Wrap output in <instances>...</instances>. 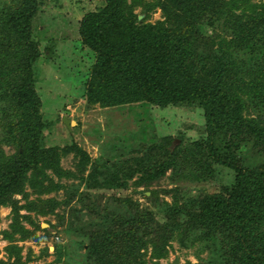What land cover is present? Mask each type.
<instances>
[{
	"label": "trees",
	"instance_id": "1",
	"mask_svg": "<svg viewBox=\"0 0 264 264\" xmlns=\"http://www.w3.org/2000/svg\"><path fill=\"white\" fill-rule=\"evenodd\" d=\"M98 1L94 10L73 22L74 41L60 28L49 38L41 36L46 22L37 30L33 21L43 0H0V207H11L15 216L5 239L29 236L19 222L29 217L18 215L20 208L54 212L55 203L40 199L18 206L13 196L27 199L28 185L36 195L64 189L80 205L67 230L82 240L76 242L85 255L81 264H144L149 247L154 259L164 258L165 246L174 238L186 248L199 242L198 254L208 253L201 264H264V164L252 150L264 146V0ZM136 6L144 8L146 20L161 8L163 20L139 23ZM54 40L61 48L76 43L91 62L82 95L87 105L196 108L205 118L206 137L185 144L178 135L180 144L171 149L173 135H160L148 122L123 139L116 153L104 149L115 158L110 164L103 161L104 169L92 164L85 175L90 160L75 147L71 152L80 159L73 171L58 167V150L43 149L40 143L42 131L52 124L41 123L36 90L37 72L57 52ZM252 112L255 119L245 118L244 113ZM253 138L254 145L249 141ZM3 145L14 152L6 154ZM142 147L144 156L132 153ZM171 164L177 178L208 182L222 167L233 179L211 192L200 187L203 193L197 195L162 191L172 192L171 203L151 191L144 211L128 197L116 196L129 189L134 177L131 185L149 190ZM50 169L57 183L49 178ZM63 177L77 182L63 183ZM93 196L98 199L89 206ZM117 209L125 215L119 217ZM54 250L58 262L68 255L64 246ZM14 251L5 247L8 259Z\"/></svg>",
	"mask_w": 264,
	"mask_h": 264
},
{
	"label": "rangeland",
	"instance_id": "2",
	"mask_svg": "<svg viewBox=\"0 0 264 264\" xmlns=\"http://www.w3.org/2000/svg\"><path fill=\"white\" fill-rule=\"evenodd\" d=\"M145 1L154 4L157 0ZM42 4L40 11L33 21L37 30H43L42 25L46 22L44 27L46 28V34L45 36H41L44 39L49 38L53 33L57 32V28H60L66 30V38H73L76 41L77 34L73 28L75 26H72L73 22L75 24L84 13L94 10L99 5V1L43 0ZM143 12L144 8L142 6H136L134 8V13L138 15L139 23L145 20L144 22L154 24L163 20L161 8H156L151 12L147 20ZM69 17H72V19ZM36 35L38 34L36 33ZM54 41L57 43L54 44L55 46L53 45V49L57 52L51 58L53 62L43 64L39 72L36 70L38 77L36 90L40 95L38 111L42 119L41 123L43 125L52 124L42 131L40 138L44 140L40 139V143L43 149L58 150L60 153L58 167L65 171H73L80 159L75 155V152H71V148L75 147L85 153L90 160L87 164L85 175L89 174L92 169V164H96V168L98 169H104L103 161L109 160L110 164L115 159L110 158L108 149H112V154L116 153L117 148L119 149L121 142L124 141L123 139L130 137L129 135L133 131H137L141 125H147L148 122L154 123L156 131L160 135H173L175 139L170 145L171 149H174L180 144V140L176 137L178 135L183 136L185 144H190L191 142L206 137L205 118L202 111L196 108L166 107L158 109L150 106H123L103 109L97 104L94 106L87 105L82 95L85 90L84 76L86 77L88 75L86 72L89 70L91 62L86 58V54L81 51L76 43L72 45L68 44L61 48L62 43L58 40ZM244 116L250 120L255 119L253 112L249 115L244 113ZM62 117L74 121L75 124H71L70 131L62 124ZM59 118L60 121H58ZM127 141L130 142V139ZM176 141L179 142L176 143ZM249 141L254 145L256 138L250 139ZM173 144L175 147H172ZM107 147L108 149L104 151ZM2 150L6 154L14 152L12 147L7 145H3ZM252 150L254 158L259 160L260 165H263L264 146H254ZM259 150L262 153H258ZM145 152L146 150L142 147L138 152L133 151L132 153L135 156H144ZM246 152L248 151L246 150ZM155 161H158V158ZM109 168L110 170L113 169L112 167ZM174 169V166L171 164V167L166 170L165 174L158 181L149 187V190L142 184L136 188L131 185L137 180L134 177L129 182V189L116 196L128 197L133 203H137L139 211H144L145 207L149 208L146 198L152 196L151 191L160 193L158 195L160 199L171 203L172 192L163 194L162 191L175 189L177 192L197 195L203 193L202 188L211 192L215 187L218 189L223 185L230 184V181L233 179L232 173L222 167H218L213 179L208 182H196L189 176H186L187 178H177L176 175H178V172L174 171ZM47 173L54 183L59 181L53 169L47 170ZM29 174L30 170H28L27 175L29 176ZM62 182L66 184L76 183L77 180L63 177ZM48 186V181H46L45 188ZM81 191H83L82 188L78 189L77 192L80 193ZM24 192L28 194L27 199L21 195L15 194L13 196V199L18 201L19 207H24L26 202H35L38 204V199H40L50 204L55 203L54 212L37 214L34 211H27L24 208H20L18 215L29 217L28 220L20 221L19 219L21 225L29 232V236L22 238V236L15 234L12 242H9L5 239V233L11 231V224L15 216L11 211V207L1 206L0 261H9L8 263L10 264H81L80 260L85 255L83 250L78 248L76 242L82 240L76 232L67 230L69 227L68 221L72 220L74 222L75 220V215L73 217L74 211L80 209V205L77 204L75 198H71L70 194L68 196L64 189L51 192L45 190L43 194L36 195L33 194V190L28 185H25ZM96 193L99 192L92 191V194L96 195ZM75 195L77 194L75 193ZM81 198L87 199V196L82 195ZM90 199L91 201L88 202L89 206L90 203L92 204V201L95 202L98 198L93 196ZM60 201H65L66 204L59 203ZM193 203L194 200H191V203L190 200L188 201V204L191 206L195 204ZM116 204L117 202H113V205L116 206ZM100 208H105V204L100 205ZM85 210L82 209V211ZM116 211L119 217L125 215L123 211L119 212L118 209ZM90 213H94V216L99 217V214L95 210H91ZM79 215L76 214V218ZM85 218L87 217H83V219ZM34 223L39 225L41 230H35ZM55 245L64 246L67 249L68 255L62 258V262H58L55 259ZM200 245L199 242H194L192 245L188 244V248L181 247L174 238L173 241L166 244L167 255L164 258L154 259L151 256V248L149 247L143 258L144 264L157 263L156 261L159 264H201L208 253L205 251L198 254L196 248ZM9 246L14 248V253L19 252L18 257L13 253V257L7 258L5 247Z\"/></svg>",
	"mask_w": 264,
	"mask_h": 264
},
{
	"label": "water",
	"instance_id": "3",
	"mask_svg": "<svg viewBox=\"0 0 264 264\" xmlns=\"http://www.w3.org/2000/svg\"><path fill=\"white\" fill-rule=\"evenodd\" d=\"M61 122L62 124L70 131L71 129V124H75L74 121L66 118V117H62L61 118ZM179 142V141H176V143ZM172 147H174V144L172 145Z\"/></svg>",
	"mask_w": 264,
	"mask_h": 264
}]
</instances>
